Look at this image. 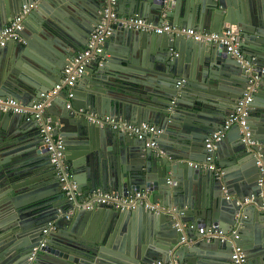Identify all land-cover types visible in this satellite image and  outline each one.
<instances>
[{
	"label": "water",
	"instance_id": "95a60500",
	"mask_svg": "<svg viewBox=\"0 0 264 264\" xmlns=\"http://www.w3.org/2000/svg\"><path fill=\"white\" fill-rule=\"evenodd\" d=\"M33 1L0 0V30ZM52 1L40 0L25 18L21 36L29 46L10 40L0 47V97L12 96L24 104L30 95L34 101L42 99V93L61 82L64 67L106 18V28L113 31L96 44L95 58L76 81L73 96L63 86L46 98L44 118L65 143L64 160L72 162L78 191L128 194L147 189V199L161 207L84 208V196L69 200L60 190L44 141L38 139L40 121L0 109V264H229L237 243L245 251V264H264V191L259 183L264 166V0H92L89 15L81 17L84 22L79 24L75 12L68 16L77 31L69 25L66 30L50 14L47 6ZM57 1L68 9L76 2ZM106 6L120 16H141L156 24L167 17L199 30L222 33L230 28L244 60L213 42L114 24L104 13ZM31 32L42 48L31 45ZM53 43L61 44L59 50L50 47ZM12 46L28 57L35 82L5 78L14 71H8L12 63L5 56ZM117 60L127 70L113 66ZM91 70L103 89L84 86ZM124 87L133 97L130 103L121 96ZM247 91L253 94L249 127L254 143L243 142L235 124L215 144L214 161L223 169L220 177L192 165L206 161V139ZM91 114L150 122L162 131L151 147L146 139L89 121ZM173 131V143H167ZM33 162L48 168L27 177ZM106 162L110 174L104 170ZM225 166L231 169L225 172ZM129 220L133 225L139 221V228L124 239L121 233L133 226ZM49 221L56 229L43 233ZM201 224L208 230L220 227L225 233H239L240 239L209 240L197 230ZM41 240L45 246L31 260Z\"/></svg>",
	"mask_w": 264,
	"mask_h": 264
},
{
	"label": "built area",
	"instance_id": "2783aa9c",
	"mask_svg": "<svg viewBox=\"0 0 264 264\" xmlns=\"http://www.w3.org/2000/svg\"><path fill=\"white\" fill-rule=\"evenodd\" d=\"M40 0H35L32 4H25L22 11L17 14L12 21L8 23L6 27L0 30V47L6 45L9 40L21 41L23 38L21 36V31L24 28V20L26 16L30 13L32 7L37 5ZM113 3L116 0H112ZM104 13L106 17L112 20V23L122 25L128 29L134 31H146L154 33H167L175 35H184L189 38H193L197 41H209L216 45L225 46L229 53H232L240 60H244V55L239 47L237 35L232 29L227 28L222 33L211 31V30H199L193 27H186L178 24L169 22L168 20L163 21L160 24H156L153 21L148 20L141 16H129L121 17L114 8L106 6ZM113 31L112 27L106 28V18L100 22L95 29L92 31L89 42L86 47L76 54L73 59L63 69V77L60 83L56 84L55 88L47 93H42V99L38 101L31 102L30 104H24L15 97H0V109L3 111H10L13 113H20L26 115L28 118H37L40 121V132L43 137L44 144L51 156V161L55 167L56 175L60 181L61 190L64 195L71 201L76 199L77 196H84L81 206L84 208H92L95 204H103L111 206L117 210L124 209H134L138 206H144L148 210L158 211L160 209L159 204H153L148 199V190H140L135 193L119 194L116 192H102L96 191L90 194L83 195L81 191H78V185L74 179V172L70 165L65 162V143L61 137H56L53 135L54 125L50 119L44 118V109L46 107V98H51L54 96L63 86L69 87L68 96H73V87L81 77L86 66L91 62L94 56V49L97 43H103L105 37L111 34ZM97 51H101L98 47ZM253 101V94L251 91H247L243 97L239 100L236 108L231 112L226 118L224 124L212 132L206 139V148L208 154L205 162H197L192 165L198 168L210 169L215 172V175L220 177L223 171L214 161V149L215 144L224 139L227 132L235 124L240 126V132L242 134V141L245 143H254L251 139V131L249 127V115L250 106L249 103ZM70 107V104H68ZM91 122L98 123L100 126H108L116 130L126 132L132 136L139 139H146V145L151 147H156V139L161 133L155 124L150 122L134 123L127 121L125 119H115L110 115H105L99 117L96 114H91L88 117ZM261 165V162H259ZM261 171L263 175L259 179L260 185L263 187L264 191V166H261ZM169 211V208H164ZM72 214V211L69 212ZM192 226V224H190ZM56 229L54 221H49L46 227L43 229V233H48L50 230ZM201 234L208 236V239L212 238L222 239V240H232L237 242L240 239V234L225 233L220 227H215L208 230L205 225L199 226L197 229ZM45 246V240H41L40 245L35 247L31 252L30 259L35 258L38 253ZM232 261L234 264H245L246 254L243 247L237 243L235 244ZM151 264H163L161 261H156Z\"/></svg>",
	"mask_w": 264,
	"mask_h": 264
},
{
	"label": "crops",
	"instance_id": "0c3cea01",
	"mask_svg": "<svg viewBox=\"0 0 264 264\" xmlns=\"http://www.w3.org/2000/svg\"><path fill=\"white\" fill-rule=\"evenodd\" d=\"M35 1V0H34ZM33 1V2H34ZM33 2H30V3H28V5H30V4H32ZM71 4H72V7L71 8H65V7H62L61 6V3H60V1H57V0H53L52 1V3H50V4H48V8H50V14L52 13H54L55 14V16H56V18H57V20H59L61 23H64L63 24V26H64V28L67 30V28H68V25L72 28L73 27V30H79L78 29V27L76 26V24H73V22H71L70 21V18H71V16H70V18L68 17L71 13H73V12H75L76 13V15L78 16L79 14V17H78V22H79V24L81 23V22H84V18H81L82 16H88L89 15V12H90V10L89 9H91V8H93V3H92V0H76V2H75V4L74 3H72V2H70ZM24 7V6H23ZM47 7H46V11H48V9H47ZM33 8V7H32ZM74 8V9H73ZM97 14H98V12H96ZM29 15V14H28ZM122 17H129V15H126V14H123V15H121ZM15 17V16H14ZM13 17V18H14ZM27 17V16H26ZM12 18V19H13ZM12 19L11 20H9V21H12ZM90 19H92V17H90ZM165 19L167 20V17H165ZM165 20V21H166ZM8 21V22H9ZM7 26V25H6ZM5 26V27H6ZM190 27H193V28H196V27H194V26H190ZM71 30V29H70ZM79 33V32H78ZM72 34H74V33H72ZM29 36H30V38L32 39L31 40V45H35L34 47H35V49L37 50V49H40V48H42L43 47V45L44 44H42L41 42H39V38H38V35L37 34H35V33H30L29 34ZM78 39H79V37H77ZM10 41V40H9ZM8 41V42H9ZM7 42V43H8ZM21 42H22V44H24L25 46H29L30 45V43H27L28 42V40L26 41L25 39H22L21 40ZM83 41H81L80 43H82ZM6 43V44H7ZM86 40H85V43H84V45H82V46H86ZM50 45V47H52V49L53 50H59V46L61 45H59L58 43L57 44H49ZM3 47H6V45L5 46H3ZM27 48V47H26ZM30 49V48H29ZM31 49H33V48H31ZM52 49H50V50H52ZM8 51H11V54H8V53H6L5 54V56L7 55V60H9L10 59V61H11V66H9V68H8V71L10 70V67L11 68H14V71H12V73H9V74H7V75H5V78L7 79V78H9V80H10V78L11 77H14V78H16V77H19V78H22L23 80L25 79V80H28V81H33V82H35V73L32 71V69H31V64H30V61H29V59H28V57H25L24 55L22 56L21 54H19V51H20V49L19 48H17V47H14V46H12V48H10ZM7 51V52H8ZM9 56V57H8ZM12 59V60H11ZM7 65H8V61H7ZM112 65L113 66H115V67H118V68H121V69H126L127 70V67H125L121 62H119L118 60L117 61H114V63H112ZM13 70V69H12ZM96 70V69H95ZM62 73H63V70H62ZM96 74H97V72L96 71H94V70H91V73H90V76L87 78L88 80H87V82H85L84 83V86L87 88V84H89L90 83V85H92V84H94V86H95V88H99V89H103L102 87H101V83L100 82H98V80H97V78H96ZM97 81V82H96ZM129 87H131V86H133V85H131V84H133V82L132 81H130L129 80ZM150 82L148 81V84H149ZM143 84H141V87L143 88ZM91 87V86H90ZM68 90H69V87H66V92L68 93ZM128 90H129V88H127V87H124V93H121V96H123V98H124V100L126 101V102H128V103H130L131 102V99L133 100V97L132 96H130V94L129 93H127L128 92ZM112 97H114L115 95L114 94H112L111 95ZM116 96H117V94H116ZM33 97L34 96H32V95H30V97L28 96V99H29V102H28V104L30 103V102H32V101H34V99H33ZM111 117H114L115 119H117L115 116H113V115H110ZM119 119H124L123 117H121V118H119ZM55 127V126H54ZM55 129V128H54ZM15 131L17 132V133H19V135H21V134H23L22 133V130H20V129H18V128H16L15 129ZM174 133H176V131H173V133H171L170 132V134L165 138V141L167 142V143H173V138L175 137V134ZM57 137H59V136H57ZM173 137V138H172ZM42 138V139H41ZM38 139H41V140H43V137H42V135L40 136L39 135V138ZM77 149H75L74 151H76ZM226 157V159L229 161V158H228V156H225ZM69 165H70V167H71V169H73V172L75 171L74 170V168H73V165H72V162H69L68 163ZM41 166V164L40 163H35V162H33V165H32V170L30 171V173H32V174H30V175H28L27 177H31V176H33V175H36V174H38V173H40V172H43V171H45V170H47V168L48 167H40ZM110 162L109 163H107L106 162V164H105V167H104V170H106V172H107V174H110ZM222 171H223V169H222V167H219ZM203 169H205V168H203ZM225 172L227 171V170H230L231 169V167L230 166H225ZM74 174H76L75 172H74ZM77 176V175H76ZM61 187V186H60ZM60 190H61V188H60ZM62 191V190H61ZM50 193V192H49ZM116 193H119V194H125V193H121V192H118V191H116ZM82 194L84 195V193L82 192ZM86 195V194H85ZM84 198V197H83ZM71 212V211H70ZM129 224L130 225H133V224H131V220H129ZM201 225H204V224H201ZM139 228V221H136V223H134V225L132 226V227H130V228H128L125 232H122L121 234H123V235H121V237H124V239H127L128 238V235H130V234H132L133 232L136 234L137 233V229ZM244 245V244H243ZM232 259L230 258V261H231ZM229 264H234L233 262H229Z\"/></svg>",
	"mask_w": 264,
	"mask_h": 264
}]
</instances>
